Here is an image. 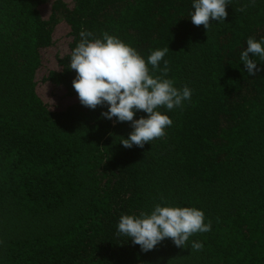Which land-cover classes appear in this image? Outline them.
<instances>
[{"label":"trees","instance_id":"16d2710c","mask_svg":"<svg viewBox=\"0 0 264 264\" xmlns=\"http://www.w3.org/2000/svg\"><path fill=\"white\" fill-rule=\"evenodd\" d=\"M229 3L207 30L192 0H0V264H264V61L251 57L249 76L240 60L264 37V0ZM81 31L145 59L169 47L150 74L167 60L164 78L193 95L159 109L173 121L165 136L125 148L131 123L80 103L69 62ZM46 82L72 102L45 101ZM164 202L202 209L211 231L148 252L119 235L121 215Z\"/></svg>","mask_w":264,"mask_h":264},{"label":"clouds","instance_id":"9594fccd","mask_svg":"<svg viewBox=\"0 0 264 264\" xmlns=\"http://www.w3.org/2000/svg\"><path fill=\"white\" fill-rule=\"evenodd\" d=\"M229 4V0H192L193 11L189 18L194 25H203L208 30L210 21H225ZM80 37L71 50L69 62V69L76 73L72 86L80 103L93 110L106 105L102 118L130 122L133 130L119 142L125 148L143 147L145 143L165 136L166 128L173 121L159 109L163 107L170 112L180 108L193 95L187 85L177 88L173 80L164 78L167 60L163 61L162 76L150 74L148 66L159 68L169 47L153 50L145 59L135 48L108 33L95 37L91 32L81 31ZM246 45L240 60L247 74L255 76L260 69L251 57L264 61V37L259 40L249 37ZM141 111L146 115L135 118ZM211 228V221L205 223L202 209L169 202L157 203L150 212L139 215L123 214L116 226L119 235L139 245L142 252L153 250L166 238H170L176 247H184L193 234L206 233ZM202 247V242H191L193 250Z\"/></svg>","mask_w":264,"mask_h":264},{"label":"rangeland","instance_id":"374dc122","mask_svg":"<svg viewBox=\"0 0 264 264\" xmlns=\"http://www.w3.org/2000/svg\"><path fill=\"white\" fill-rule=\"evenodd\" d=\"M45 63L49 67H55L56 66V59H55V50H50L49 55L45 58ZM38 92L42 98L51 103V104H62L66 105L69 102H72L71 99H61L60 97L56 96L53 93V85L49 82L41 83L38 88Z\"/></svg>","mask_w":264,"mask_h":264}]
</instances>
